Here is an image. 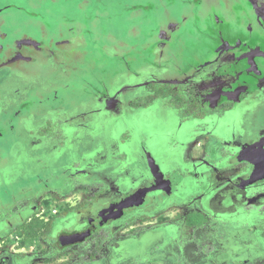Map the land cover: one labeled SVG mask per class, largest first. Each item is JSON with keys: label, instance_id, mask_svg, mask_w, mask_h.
<instances>
[{"label": "rangeland", "instance_id": "obj_1", "mask_svg": "<svg viewBox=\"0 0 264 264\" xmlns=\"http://www.w3.org/2000/svg\"><path fill=\"white\" fill-rule=\"evenodd\" d=\"M199 1L0 0V225L36 208L37 218L44 197L50 204L54 195H75L73 203L90 197L80 210L64 212V206L58 205L62 210L52 218L60 220L56 230L45 239L33 236L30 241L33 264H60L63 258L70 264H91L89 256L97 258L96 264H138L139 257L151 261L152 255L172 258L173 264H240L250 254L235 246L223 252L216 220H211L215 225L207 237L202 230L203 219L211 214L205 210H219L221 177L235 175L241 158L253 160L251 174L264 175V164L254 161V153L264 152L260 139L250 138L238 154L236 137H196L212 125L196 128L199 133L193 132L186 142L189 155L199 161L204 157L213 166H200L205 172L195 171L194 176L184 174L189 169L180 162L166 165L163 155L144 152L138 138L130 144L123 140L133 133L122 117L128 101L124 89L137 85L130 95L137 99L146 92L147 81L170 80L171 72L177 73L175 64H185L194 48L187 37L197 36L196 20L207 17L210 9ZM199 42L202 46L204 41ZM223 51L211 68H199L188 81L198 84L196 92L206 108H211L208 97L216 85L231 88L239 78L238 73L223 75L228 68L220 64L237 59L233 48L224 46ZM155 66L158 73L130 81L126 77L130 70ZM16 90L17 103L12 106L8 103ZM101 93L108 98L100 100ZM23 94L34 95L29 102L34 114L26 113ZM169 101L164 98L145 106L151 108L144 117L139 111L131 115V125L143 129L148 143L158 138L153 150L168 143L165 134L189 110L199 115L196 104L172 109ZM50 106L55 108L46 116ZM234 129L242 140L263 131L264 107L243 114ZM173 142L179 151L180 141ZM189 155L182 158L184 162ZM206 186L210 188L200 195ZM46 217L38 218L41 225ZM68 224L67 230L90 227L93 235L61 251L57 235ZM17 228L27 233L23 221H15L9 232ZM2 233L0 244L8 234ZM5 245L0 255L7 252ZM72 255L76 259L69 260Z\"/></svg>", "mask_w": 264, "mask_h": 264}, {"label": "flooded vegetation", "instance_id": "obj_2", "mask_svg": "<svg viewBox=\"0 0 264 264\" xmlns=\"http://www.w3.org/2000/svg\"><path fill=\"white\" fill-rule=\"evenodd\" d=\"M199 2L206 3L210 9L207 12V17L195 15L198 18L201 17V19L199 18L201 21L196 20V24L198 25L195 27L197 36L193 34L192 36L187 37L192 39V43L194 42V48L190 49L188 52L184 61L185 64H183V66L175 64L177 67V73L173 75V72H171L172 77H169L170 80L156 78L151 81H147L145 86L146 92L143 95H139L137 99H130V95H134L132 88H135L137 85L124 89L128 101L126 102L127 112L122 114V117H124L126 121L127 130L133 132L127 139L123 138L125 141L124 143L130 144L133 140L138 138V147H142L144 152H149L154 156L157 154H159V156L163 155L164 158L161 159L164 160L162 162H166V165H169L170 162L172 163L173 160L176 161V163L180 162L183 168L187 167L189 169L182 172H184V174L187 172V174L189 173L191 176L195 175V171H199L201 174L205 172L203 169H200V166L203 168L206 166L212 168L213 166L212 162H209L204 157L201 158L200 161L197 158H192V156L190 157L189 150L186 148L188 145L186 142L190 140L189 137H191L193 132H197L196 128L206 126L208 125L207 123L212 125L211 130H206L204 132L199 131L200 133L197 132L199 135L196 137H202L203 135H206V137L213 136L215 138L222 135L227 137V139L236 137L238 142L234 144V146L237 147L236 152H238V154H242L241 148H243V145L246 144V141L252 137H256L258 140L260 139L259 141L264 151V137H262L264 136V130L256 134L250 133L242 140L241 134H238L234 129L237 119L243 114H246L249 110L255 107H264V88L262 87L264 85L262 82L264 80V2L258 0H200ZM187 38L185 37V39ZM200 40L201 42L204 41L202 46L199 45ZM209 42H212V44ZM251 44H257L258 47L248 49L247 45ZM224 46L233 48L237 55V59H234L233 64H220V68H228V71L223 73V75L238 73L239 78L237 83L231 88H223L222 85H216V89H214L208 97V103L211 105V108L208 107V109L205 107L206 105L203 99L198 97V92H196V85L198 84L194 83V81H188L192 75L199 71V68H211L212 64L221 58V54L224 52ZM163 66L167 69L166 65ZM157 69L158 68L155 66L154 69L144 68L141 70L139 69V71L130 70V73H128L126 77H128V81H130V78L136 80L139 79L141 75L147 77L149 76L148 74H153V71L158 73ZM124 83H126V81ZM157 84L175 85L178 89L181 87L186 95L192 99V102L197 105L199 115L196 116L193 113L184 115V117L178 121L176 126L174 127L172 125L171 131L169 130L170 132L165 134V137L168 139V143L158 146V148H155L156 150H153L151 145H157L158 138L155 137L154 139L153 137V143H148L144 138L147 137V135H144L145 132L143 129L141 130V128H138L135 130L133 125H131L133 120L131 115L135 114V111H139L141 116L144 117L143 113L161 100L160 98L154 99L151 107L148 108L139 103V100L142 98L156 92L154 89L157 88ZM171 90L172 93L170 94V98L173 97V88ZM44 92H48V90ZM17 94L18 91L16 90L15 98L8 104L12 105L17 103ZM101 94L103 96H100V100L104 98L107 99L109 96L107 93ZM22 97H25L24 105L27 110L26 113L28 115L34 114L29 108V102L34 95L26 97L25 94H23ZM42 97L40 98L42 99ZM97 97L99 96H96V98ZM99 104V111H101L102 106L100 102ZM168 106L174 109L173 104ZM54 108L55 107L50 106L47 109L48 114L46 116H50L52 111L49 112V110ZM138 118L141 117L139 116ZM171 119L173 120V115H171ZM188 122L192 124L188 125ZM81 124H84L82 126L85 128L88 127L85 122ZM216 128H218L217 132L215 130ZM223 130L225 131L223 132ZM232 131H234L235 134H232ZM228 135H230V137H228ZM174 140L180 141L178 145L179 151L177 147H173V144L175 145V142H173ZM209 149L210 147L205 149L204 152H209ZM188 155L190 158L189 161L184 162L182 158L184 156L188 157ZM254 157L256 159L254 160L256 163L262 162V164H264V152H256L254 153ZM238 163L240 166L235 175L221 177L219 191H217L220 205L218 208L219 210L216 212L213 210H205L211 212V214H207L206 221L203 219L205 223L203 224L202 231L204 233H202V236L207 237L206 234H208V230H211L215 225V223H212L211 220H216L218 240L221 244L220 247L223 252H226L228 247L235 246L239 249V251L241 250L242 252L250 253L244 256L240 264H259V262L264 261V175L251 174L254 166L253 160L249 158H241ZM263 171L264 169L262 166L261 172ZM204 188L210 187H203L202 191ZM204 193L205 190L200 195H204ZM74 197L75 195L61 198L54 195L52 202L54 201L53 204L56 203L57 207H59L58 205H60V203L63 204L64 212H68L67 210H80L81 208L86 207L90 200V197H87V199H83L80 203H73ZM48 198L49 197L43 198L45 201L43 204L40 202L41 205L38 207L36 216L40 213L42 205H46L47 208L53 207V204H50L49 202L47 204ZM83 202L86 204L80 207L79 205ZM36 210L37 208L32 210L28 215L27 213H23L20 217L17 216L14 221L9 220L8 222H4V225H0V238L3 235L2 232L6 231L8 233L2 241V244H6L4 247L8 250L5 254L0 255V264H21L26 260H30V264H33L32 261L35 260V256L33 255L35 250H33L34 245L30 242L32 240V236H28L27 233L23 231V228H17V230H12L11 232H9V230L13 227L15 221H23L25 226L29 224L33 220V216L30 218L29 216L31 213H35ZM60 210L57 214L48 216V218H46V223H48L52 218L58 216L60 214ZM37 218L42 217L37 216ZM59 221V219H56L51 231L41 239H45L49 234L55 231L57 222ZM70 226L71 225L67 226L66 230H63L57 235L58 238L56 245L61 251L67 248H75L80 244L85 243L87 239L93 235L90 227H84L79 230H67ZM87 231H90V234L83 241L65 246L60 245V237L62 235L80 234ZM27 237H31V239H27ZM19 241L20 244L18 245L17 243ZM2 244H0L1 248L3 247ZM38 245H41L40 242H38ZM38 245L36 246V249H38ZM31 247L32 249H30ZM43 248L46 249V246L43 245ZM71 253L75 252L73 251ZM193 257L195 258L197 256ZM88 258L90 259L91 264H96V257L89 256ZM151 258L152 260L148 261L145 257H139L138 264H160V260L162 264H173L172 258L169 257L152 255ZM68 259L74 260L76 257L75 255H72V257ZM66 260L67 259L63 258L61 259L62 263H59L70 264L67 263L68 260Z\"/></svg>", "mask_w": 264, "mask_h": 264}, {"label": "trees", "instance_id": "obj_3", "mask_svg": "<svg viewBox=\"0 0 264 264\" xmlns=\"http://www.w3.org/2000/svg\"><path fill=\"white\" fill-rule=\"evenodd\" d=\"M156 87L157 88H155V89L152 88L156 92L147 96L146 99L144 101H142L141 104L143 106H149L151 103H153V100L157 99V98H160V99L170 98V94L172 93V90H171L172 88H173V97L170 98V100H172V101H169L170 104L173 103V106L178 107V108L179 107L181 108V107L185 106L186 104L195 106V103L192 102V99L186 95V93L183 91V89L181 87H179V89H178V88H176L175 85L172 86L169 84H160V85L157 84ZM139 101L141 102V100H139ZM189 111H190V113H192L191 110H189ZM193 114H195V113H193ZM85 202H83L79 206L80 207L84 206L86 204ZM47 204H48V201H47ZM67 211H69V210H67ZM32 215H33V220L29 224L26 225L27 226V235L32 236V237L33 236H39L40 238H44L51 231L53 224H54V220L51 219L48 223L41 225V223L39 222V219L34 216L35 214L33 213Z\"/></svg>", "mask_w": 264, "mask_h": 264}, {"label": "water", "instance_id": "obj_4", "mask_svg": "<svg viewBox=\"0 0 264 264\" xmlns=\"http://www.w3.org/2000/svg\"><path fill=\"white\" fill-rule=\"evenodd\" d=\"M90 234V231L80 233V234H64L60 237V245H70L77 242L83 241L88 235Z\"/></svg>", "mask_w": 264, "mask_h": 264}, {"label": "built area", "instance_id": "obj_5", "mask_svg": "<svg viewBox=\"0 0 264 264\" xmlns=\"http://www.w3.org/2000/svg\"><path fill=\"white\" fill-rule=\"evenodd\" d=\"M61 205H63V204H61ZM53 208H55V209H53ZM59 210H60V208L57 207V204L56 203L54 204V207H50V208H47L46 205L45 206L42 205V209L40 210V213L37 214V216L42 217V218H44L45 216H47L46 218H48V216H50V215L57 214L59 212ZM17 244L19 245L20 244V241Z\"/></svg>", "mask_w": 264, "mask_h": 264}]
</instances>
